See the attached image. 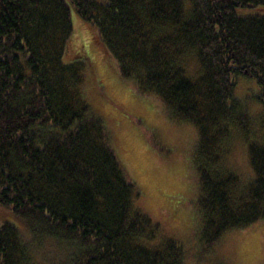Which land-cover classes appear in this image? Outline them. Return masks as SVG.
I'll list each match as a JSON object with an SVG mask.
<instances>
[{"label":"trees","instance_id":"trees-1","mask_svg":"<svg viewBox=\"0 0 264 264\" xmlns=\"http://www.w3.org/2000/svg\"><path fill=\"white\" fill-rule=\"evenodd\" d=\"M73 11L120 78L195 127L204 246L264 221V0H0V205L19 220L0 225V264H184L178 241L149 243L158 224L72 59ZM234 130L246 178L219 163Z\"/></svg>","mask_w":264,"mask_h":264},{"label":"rangeland","instance_id":"rangeland-1","mask_svg":"<svg viewBox=\"0 0 264 264\" xmlns=\"http://www.w3.org/2000/svg\"><path fill=\"white\" fill-rule=\"evenodd\" d=\"M72 24V59L84 62L87 99L102 116L119 160L139 189L135 205L158 224V235L149 243L156 245L167 238L178 241L184 264H264V221L229 230L212 246H204L202 213L196 202L199 151L195 127L170 121L161 102L135 92L129 81L120 78L103 51L91 43L74 11ZM236 89L249 96L246 106L257 121L263 106L253 96L256 85L240 78ZM245 137V131L238 130L230 149L219 150V163L242 178L251 175ZM16 221L12 211L0 205V225Z\"/></svg>","mask_w":264,"mask_h":264},{"label":"snow or ice","instance_id":"snow-or-ice-1","mask_svg":"<svg viewBox=\"0 0 264 264\" xmlns=\"http://www.w3.org/2000/svg\"><path fill=\"white\" fill-rule=\"evenodd\" d=\"M235 135H237V132L234 130V132H233V136H235Z\"/></svg>","mask_w":264,"mask_h":264}]
</instances>
